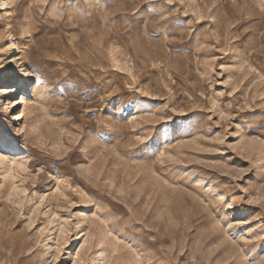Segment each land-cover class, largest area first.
Returning <instances> with one entry per match:
<instances>
[{
    "label": "rangeland",
    "instance_id": "rangeland-1",
    "mask_svg": "<svg viewBox=\"0 0 264 264\" xmlns=\"http://www.w3.org/2000/svg\"><path fill=\"white\" fill-rule=\"evenodd\" d=\"M0 129V264H264V0H0Z\"/></svg>",
    "mask_w": 264,
    "mask_h": 264
},
{
    "label": "bare ground",
    "instance_id": "bare-ground-1",
    "mask_svg": "<svg viewBox=\"0 0 264 264\" xmlns=\"http://www.w3.org/2000/svg\"><path fill=\"white\" fill-rule=\"evenodd\" d=\"M4 5H5V2L3 1L2 6ZM18 76L19 77L22 76V73L19 72ZM12 90L17 91L16 88H13ZM24 100H25V91L23 93V96L20 99L18 97L16 99H9L8 102H6V104L3 107V110L1 111L2 115H4L3 121L5 125H9L11 127L13 126V123L15 122V117L13 116V110L16 106H18V104H20L21 102H24ZM21 114L22 112L20 113L19 118L21 117ZM0 143L9 144V138L6 135V133L3 131V129L2 130L0 129ZM101 264H105L104 261H102Z\"/></svg>",
    "mask_w": 264,
    "mask_h": 264
}]
</instances>
